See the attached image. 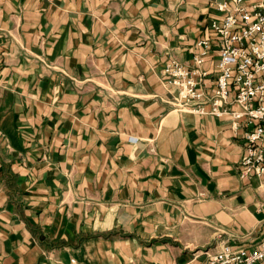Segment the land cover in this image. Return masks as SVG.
I'll return each instance as SVG.
<instances>
[{"label":"crops","instance_id":"obj_1","mask_svg":"<svg viewBox=\"0 0 264 264\" xmlns=\"http://www.w3.org/2000/svg\"><path fill=\"white\" fill-rule=\"evenodd\" d=\"M227 1L0 0V264H207L260 241L244 120L180 111L163 74L196 68Z\"/></svg>","mask_w":264,"mask_h":264},{"label":"built area","instance_id":"obj_2","mask_svg":"<svg viewBox=\"0 0 264 264\" xmlns=\"http://www.w3.org/2000/svg\"><path fill=\"white\" fill-rule=\"evenodd\" d=\"M222 18L208 27L214 36L197 43L202 51L194 55V70H186L171 62L163 71L165 82L176 90L174 103L180 111L221 117L230 114L232 129L244 120L241 134L243 155L241 177H264V0H230L217 4ZM218 51L215 87L207 95L198 90L207 72L197 68L210 46ZM197 75L198 79L194 76ZM209 105V110L203 109ZM235 104L240 111L222 107ZM251 128V129H250ZM264 260V236L251 249L224 244L219 251L207 255V264H260Z\"/></svg>","mask_w":264,"mask_h":264}]
</instances>
